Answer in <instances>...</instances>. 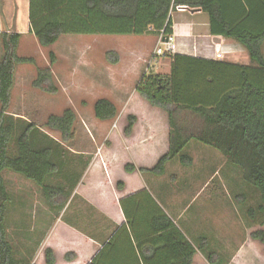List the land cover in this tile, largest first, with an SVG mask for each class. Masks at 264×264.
Here are the masks:
<instances>
[{"label": "trees", "instance_id": "trees-1", "mask_svg": "<svg viewBox=\"0 0 264 264\" xmlns=\"http://www.w3.org/2000/svg\"><path fill=\"white\" fill-rule=\"evenodd\" d=\"M178 7L201 11L208 18L211 36L235 41L247 52L250 65L166 55L172 61L170 75L145 74L118 124L126 121L123 137L128 140L147 120L136 116L134 109L166 115L169 149L152 169H140L156 176L165 175L167 164L178 159L183 167L192 166L194 159L184 154L192 141L218 150L242 169L244 181L259 194L256 206L248 210L247 220L255 223L264 216V0H30L31 32L41 47L50 50L51 65L38 68L32 87L52 96L59 93L52 70L58 59L52 48L62 36H170ZM0 38L4 52L0 62V264H32L18 256L9 241L7 214L12 196L4 173L12 172L37 186L51 211L65 209L80 181L82 156L68 148L76 140L77 114L67 108L62 115L48 117L45 128L59 133L60 140L12 115L17 68L36 65V60L19 56L20 33L4 32ZM106 61L117 65L120 57L108 52ZM94 115L100 122H110L118 118V109L111 101L99 99ZM152 225L160 234L158 239L173 242L178 251V260L170 264H194L197 250H208L209 238H199L196 250L162 210ZM251 238L264 244V230L253 232ZM205 256L209 264H222L217 254ZM75 258L69 253L66 261ZM55 262L49 251L45 264ZM91 264H96L95 258Z\"/></svg>", "mask_w": 264, "mask_h": 264}, {"label": "crops", "instance_id": "crops-1", "mask_svg": "<svg viewBox=\"0 0 264 264\" xmlns=\"http://www.w3.org/2000/svg\"><path fill=\"white\" fill-rule=\"evenodd\" d=\"M29 12L30 0H0V34L4 32L20 33L22 38L18 50L19 56L26 58H34L33 55L38 56L39 59L45 60L40 68L50 67V62L45 57L47 55L49 58L50 50L41 47L37 38L31 32ZM175 15L177 18L173 19L172 35L177 40L176 55L213 61L215 57L213 42H219L227 51H230L226 56L237 59L238 55H241L244 59V62L237 60L227 62L250 65L247 52L235 41L211 36L208 18L201 11L186 10L184 12H176ZM71 37L107 39L117 37L116 39H121L134 38L135 36ZM136 38L147 39L149 43H153L155 39L160 37L145 36ZM215 39L219 41H215ZM149 40H152V42ZM158 43L159 40L156 41L153 55ZM57 44L52 48V51ZM24 47H29V49L25 50ZM95 48L100 54L104 53L101 46L99 47L98 45ZM140 49L141 47L137 53ZM3 54L4 52L1 54V60ZM56 56L58 62L55 66L59 63V56L57 54ZM157 59V65L160 70L155 74L169 76L171 73V59L161 57L154 59L152 62ZM150 62L135 63V60L132 59V62L127 66L122 65V60L117 65H111L101 57L97 64H87L88 70L83 78L89 80L87 84L99 85L105 90L107 89L106 87H108L107 90L111 88V94L115 96V100L111 98L107 100L117 107L119 119L125 113L123 110L127 108L133 99L140 81L145 74H149L147 66H149ZM30 66L22 65L17 68L12 102L18 86V73L27 72L26 70ZM52 70L54 77H56L54 69ZM64 77L69 84H76V82L72 81L73 78L69 72ZM118 101L122 103V110H120L121 106L117 105ZM134 110L136 116L140 114V116L147 118L148 124H140L142 129H140L139 133L136 131L138 129L136 127L133 137L125 142H121L122 140L120 139L123 138L125 140L123 132L126 121L122 122V138L119 137L120 133L118 131L116 133L119 134L117 137L115 136L118 139L117 142H114L115 139L113 137H109L112 131H109L110 133L108 132L107 135L105 134L104 138H102L103 141L99 142L96 140L97 135L94 138L93 134L89 133L85 136V140L90 138L93 141L89 140L85 143L87 145L86 148L80 147L78 149L79 141L76 136V140L73 143L74 154L85 157L87 162H91L89 167L87 166L88 170L84 181L89 176H93L96 194L94 197L83 195L84 201L76 200L75 197L69 200L65 214H68L71 220L75 222L76 229L81 232H88L92 236L87 238L85 234L73 232L76 237L74 242L65 243L62 241V243H56L52 247L56 260L55 264H91L94 258L96 259V264L176 263L178 251L174 249L173 242L166 241L167 239H158L159 236L157 235L160 234H156L153 231L152 220L153 217L160 214V210L174 222L196 250L199 246V238H209L207 252L203 253L197 250L198 253L195 256L194 264H197L202 259L206 260V254H217L222 264H252L253 260L259 259V257L264 258V253L262 255L263 251L261 252V250H264V244L251 238L253 232L259 229L264 230V216H260L255 223L251 222L250 225L246 216H242L241 224L242 220L246 223H243L245 227L243 239L240 241L241 243L238 240L239 244L237 245L233 244L229 236L234 235L236 230L241 231V227L238 223H234L235 226L232 228V219L226 214L229 223L223 224L218 221L213 225L215 233L200 237L194 235L193 237L198 238L196 242H194L192 236L187 234V232L189 233L188 227L181 228L177 224L176 221L180 219V215L184 211L185 192L202 187L200 189L201 192L211 181L207 179L211 171L210 162L212 157L207 156V152H205L207 155L202 158L196 159L192 156L194 162L190 167H183L179 161H172L167 164L166 173L163 176L141 172L140 169H152L158 160L167 153L170 128L165 114L158 111ZM178 114L179 116H185L187 113L178 112ZM98 122L100 124L94 128V131L100 128L110 129L111 122ZM189 129L192 130L191 127ZM136 132L140 136L135 137ZM198 144V142L192 141L186 150L192 146L198 148ZM211 175L214 177L216 173ZM226 180L228 181V179ZM60 217L59 215L54 233L63 224ZM46 219L48 220V218L43 217V221H46ZM128 220L134 224V227L128 223ZM224 230L229 234L226 233L225 235L223 233L225 232ZM44 250L45 248L43 252ZM43 252L34 264L46 263L43 259L41 260ZM69 253L76 255L75 260L72 262L66 261V256Z\"/></svg>", "mask_w": 264, "mask_h": 264}, {"label": "rangeland", "instance_id": "rangeland-1", "mask_svg": "<svg viewBox=\"0 0 264 264\" xmlns=\"http://www.w3.org/2000/svg\"><path fill=\"white\" fill-rule=\"evenodd\" d=\"M174 18H177L175 13L172 16V19ZM116 38L117 37L108 39L97 37H62L53 50L59 56V63L56 66L54 65L52 69H54L56 74V77H54L55 83L60 90V92L54 96L42 93L32 87V83L37 78V70L43 66L42 64L45 61L33 55L36 60V65H31L30 68L26 70L27 72L18 73V86L12 102L11 114L40 126L53 138L60 140L61 136L59 133L51 132L45 128L46 121L49 116L62 115L65 109L72 108L77 114L75 131L79 141L77 145L78 149L80 147L86 148L87 145L85 143L89 140L93 141L90 138L89 140H85V136L89 133L93 134L94 138L95 135H97L96 140L99 142L103 141L102 138H104L105 134L107 135L109 131H112L109 137H113L115 139L114 142H117L118 139L115 138V136L117 137L119 134L116 133L118 131V133H120L119 137H121L123 127L122 124H118V118L114 121H110L111 125L109 126V130L100 128L94 131V128L100 124L94 115L95 102L105 98L115 100V96L111 94V88L107 90L108 87H106L107 89L105 90L99 85L87 84L89 80L83 78L88 70L87 64L95 65L100 61L101 57H103L105 61L108 52H116L118 55L122 56L120 60H122L123 66L130 64L132 59L135 60V63H145L146 61L148 63L153 57L152 53L156 41L160 39H155L153 43H149L147 39L142 40L136 37ZM149 41L152 42V40ZM98 45L103 48V54L96 51L95 46ZM140 47L141 49L137 53ZM24 48L25 50L29 49V47ZM2 52L3 48L0 38V60ZM45 57L50 62L47 55ZM233 60L244 62L241 55H238L237 59L225 56L223 61ZM151 63L152 64L147 66L149 74L158 73L160 70L157 65L158 59ZM68 72L73 78L72 81L76 82V84H69L67 82L64 76ZM117 105H120L121 109H119L122 110L121 101H118ZM123 111H126V109ZM134 112L135 110L133 113ZM144 122V125L148 124L147 120ZM112 126L114 127L112 128ZM137 127L138 129L136 131L139 133L142 127L140 125ZM137 132L135 137L140 136ZM120 140H122L121 142L127 141L123 138ZM68 148L74 153V144L69 145ZM198 148L192 146L190 149L186 150L184 154L194 156L196 159L202 158L207 154V156L212 157L210 162L211 171L207 179L211 181L201 192L200 189L202 187H197L194 188L195 190L192 189L185 192L184 211L180 215V219L176 222L181 228L188 227L189 233L187 232V234L192 237L194 235H198L199 237L208 236V234L215 233L213 225L218 221L223 224L228 222L226 216L228 215L230 219H232V228L235 226L234 223H238L241 227V231L236 230L234 231V235L232 234L229 236L233 244L237 245L243 239L244 224L246 223L242 220L241 224V218L242 216H246L248 219V210L256 206V194H259L252 185L244 181L242 169L236 165L230 164L218 150L203 144H198ZM205 152H207V154ZM79 159L78 163L80 167L77 173L79 174L80 181L73 189L74 191L72 192L70 200L75 197L76 200L84 201L83 195L95 196V181L92 175L84 181L88 170L87 166L89 167L91 162H87L85 157ZM175 161H179V159ZM170 172H172V170H170ZM215 173L216 175L212 177L211 174ZM4 178L8 191L12 196V203L8 207L9 211L7 214V224L9 227L8 237L17 251L18 256H23L22 259H26L34 264L45 248L41 260L43 259L44 262H46L48 252L52 251V247L56 243H62V241L65 243L74 242V238L76 237L73 232H80L85 234L87 238H91L92 235L90 233L81 232L79 229H76L75 222L71 220L68 214H65L66 208L60 212L51 211L42 197L41 190L32 182L12 172H5ZM226 179H228V181ZM51 183L53 185L57 184L56 181ZM59 215L61 216L60 220H62L63 224H61L54 233L55 224L59 220ZM43 217L48 218V220L46 219V221H43ZM248 222L251 224L250 221ZM225 229L228 230L227 228ZM223 233L225 235L226 233L229 234L227 231ZM193 239L194 242L198 240V238L196 239L195 237H193ZM261 252L263 255L264 250H261ZM197 264L209 263L207 259H202ZM252 264H264V258L259 257V259L253 260Z\"/></svg>", "mask_w": 264, "mask_h": 264}, {"label": "built area", "instance_id": "built-area-1", "mask_svg": "<svg viewBox=\"0 0 264 264\" xmlns=\"http://www.w3.org/2000/svg\"><path fill=\"white\" fill-rule=\"evenodd\" d=\"M186 7H178L177 12H184L186 11ZM159 44L156 48L154 55L152 57L151 62L156 58L165 57L166 55H174L177 52V40L174 35L166 36V37H160L159 38ZM167 40V41H166ZM215 41H219L216 40ZM213 45L215 47V61H223L225 56L229 54L230 51H227L222 44H219V42H213ZM149 63V65L151 64Z\"/></svg>", "mask_w": 264, "mask_h": 264}, {"label": "water", "instance_id": "water-1", "mask_svg": "<svg viewBox=\"0 0 264 264\" xmlns=\"http://www.w3.org/2000/svg\"><path fill=\"white\" fill-rule=\"evenodd\" d=\"M216 40H218V39H216ZM167 41V40H166Z\"/></svg>", "mask_w": 264, "mask_h": 264}]
</instances>
